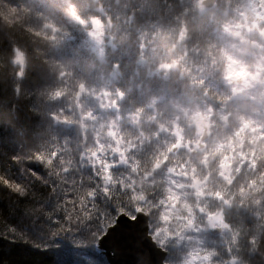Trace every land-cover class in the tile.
Returning <instances> with one entry per match:
<instances>
[{"label": "clouds", "instance_id": "1", "mask_svg": "<svg viewBox=\"0 0 264 264\" xmlns=\"http://www.w3.org/2000/svg\"><path fill=\"white\" fill-rule=\"evenodd\" d=\"M0 240L264 264V0H0Z\"/></svg>", "mask_w": 264, "mask_h": 264}, {"label": "trees", "instance_id": "2", "mask_svg": "<svg viewBox=\"0 0 264 264\" xmlns=\"http://www.w3.org/2000/svg\"><path fill=\"white\" fill-rule=\"evenodd\" d=\"M46 260L43 254L32 252L30 249L21 245H8L7 242L0 240V257L10 258L13 264H37V257ZM27 257V259H25Z\"/></svg>", "mask_w": 264, "mask_h": 264}, {"label": "water", "instance_id": "3", "mask_svg": "<svg viewBox=\"0 0 264 264\" xmlns=\"http://www.w3.org/2000/svg\"><path fill=\"white\" fill-rule=\"evenodd\" d=\"M113 264H135V257L131 254L125 253L114 257Z\"/></svg>", "mask_w": 264, "mask_h": 264}]
</instances>
